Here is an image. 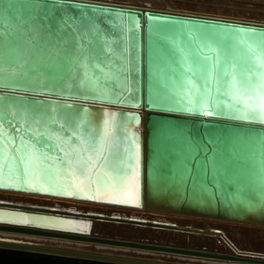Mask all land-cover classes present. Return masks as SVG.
<instances>
[{"label":"water","instance_id":"water-1","mask_svg":"<svg viewBox=\"0 0 264 264\" xmlns=\"http://www.w3.org/2000/svg\"><path fill=\"white\" fill-rule=\"evenodd\" d=\"M262 33L264 22L252 19L109 0H0V147L9 145L8 155L16 156L11 148L19 146L20 137L35 143L32 131L39 128L44 138L37 148L43 146L52 168L58 169L40 181L52 191L41 192L10 186L17 181L15 176L8 179L6 166L9 186L0 190L139 210L146 217L166 214L264 230V125L235 118L227 109L211 116L190 110L178 94L197 48L205 55H212L209 49L222 54L223 38L235 43ZM81 51L88 56L83 62L76 60ZM86 77L99 79L89 84ZM105 120L110 133L113 124L118 127L116 148H101ZM89 156L92 160L81 173L78 161ZM12 167H22L18 157ZM70 191L77 194H64ZM125 192L139 204L110 202L124 198ZM86 194L103 199L90 200ZM87 214L80 215L90 218L86 230L0 220V231L197 260L264 264L263 246L241 243L226 233L239 252L220 238L216 241L223 249L217 250L102 234L91 228L94 218L104 214ZM105 216L142 227L123 216ZM210 229L224 234L219 227ZM0 264L206 263L0 239Z\"/></svg>","mask_w":264,"mask_h":264},{"label":"snow or ice","instance_id":"snow-or-ice-1","mask_svg":"<svg viewBox=\"0 0 264 264\" xmlns=\"http://www.w3.org/2000/svg\"><path fill=\"white\" fill-rule=\"evenodd\" d=\"M211 39V37H209ZM212 55L203 54L202 50L197 48L192 56V64L186 68L185 79L179 85L180 102H187L190 110H203L204 115L211 116L219 110H229L235 118L243 119L250 123H259L264 125V33L251 38H240L235 43L231 38H223V53L213 52ZM200 52V55L196 53ZM88 59L87 53L81 51L76 57L77 61H85ZM81 66L80 64L77 65ZM99 68V65H96ZM93 79L97 77L87 78L86 82L91 84ZM85 82H81L84 86ZM51 123H57L51 120ZM37 125L41 121H35ZM109 121H104V135L101 138V148L107 145L110 148H116V136L118 127L113 124V131H108ZM33 139L26 140L24 136L20 137V144L11 148L16 156H9V145L5 144L0 147V187L9 186L5 184V167H8V179L15 176L16 183L10 185L13 187L28 186L34 190L41 192L52 191L51 188L44 187L40 183L41 179L47 180L53 169L49 163L50 157L45 155L43 146L37 148V144H41L44 133L37 128L32 131ZM4 138V132L0 130V141ZM138 147V146H137ZM63 151V148L60 149ZM84 151H88L87 148ZM66 156L68 153L65 154ZM79 155V154H77ZM95 155V152L93 153ZM18 157L19 164L22 167L13 168L12 161ZM92 156L87 160L80 159L78 161L79 171L83 173L88 163L91 162ZM69 170L75 173L76 169L69 162ZM79 188V185H77ZM64 194L76 195L77 192L70 191ZM88 199H103L101 195L92 196L86 194ZM128 192L124 193V198H112L110 202L121 204H139L137 198L133 201L129 198ZM2 217V214H0ZM37 219L31 220L24 216L14 221L15 223L29 224ZM66 225L76 226L75 221H56L43 226L64 227ZM79 227V226H78ZM82 230H86L83 226Z\"/></svg>","mask_w":264,"mask_h":264},{"label":"bare ground","instance_id":"bare-ground-1","mask_svg":"<svg viewBox=\"0 0 264 264\" xmlns=\"http://www.w3.org/2000/svg\"><path fill=\"white\" fill-rule=\"evenodd\" d=\"M109 1L131 3L125 0H109ZM131 4H134V3H131ZM136 5L143 6V7H148V6L152 7L151 3L149 2H144L143 4L136 3ZM161 9H165V8H161ZM167 10L218 15L214 13L202 12L199 10L191 11V10H185V9H169V8ZM225 17H232V16H225ZM235 18H240V17H235ZM255 21L264 22V20H256V19ZM3 194H16V195L20 194V196L17 195L15 197H10V196L6 197V195L4 196ZM40 197L53 200L56 202H62V204H48V203L35 199V198H40ZM2 209H19L24 212H34V213L47 214V215L67 216L66 219H61V220L55 219V218H46L43 220L37 219V222H33V223L50 224L56 221H71L70 218H74V219L80 220L78 222L75 221L76 226L66 225L63 228H79V229H82L83 226H86V229H87L88 224H89L87 220L90 219L88 218V216L81 217L80 215L84 213H88L87 215L92 216L93 213L94 214L100 213L104 215L96 216L94 219L100 220L102 222H98V223L92 222L91 231L93 230V228H96V229H105L108 231H112V230L122 231V232L128 231L134 234H143V235H148V236H153L155 234L158 236L162 235L165 238L188 240L185 242L190 241L196 245H201L203 243H206L208 245L214 244L215 241L220 238L222 242L226 243V245H229L228 247H230L236 252H239V250L233 246L230 240L226 237L225 233L229 234L230 236L234 235L233 238L235 237V240L241 243L243 242L242 240H246L244 242H248V243H252L251 240L260 241V242L264 241V240H259L260 236L262 235H259L257 233L253 234L250 232L245 233L241 231L240 228H238L236 225H233V224L215 225L219 223L210 222V220H207V219H198L196 221H192L193 219L187 218V217L166 215V214H155V213H147L148 217H146V215H142L141 211L139 210H131V209L128 210V209L104 206V205H99V204H90V203L71 201L68 199L55 198V197H50V196H41V195L26 194V193H20V192L4 191V190H0V214H2V217H0V220L16 221L24 216L28 217L30 220L34 218L33 216L25 215V213L17 214L15 212H7V211L5 212ZM112 214L116 216H121V217L123 216L127 218V221L129 224L140 225L142 227L141 228L128 227V225L120 224L119 220L121 218L105 216V215H112ZM35 218H41V217H35ZM94 219L91 218V221H93ZM113 220L119 223L114 224L113 222H110ZM148 222H151L153 224L151 225L153 226V228H157V227H161V228L163 227V228H168V229L171 228L174 230H182V232L180 231L174 232V231H166V230L160 231L156 229L151 230L150 229L151 227H147ZM217 227L222 229L224 231V234L222 231H219V230L213 231L214 229L213 230L210 229V228H217ZM188 230H194L197 234L195 235L188 234L187 233L189 232ZM202 232H206V234H202ZM0 239L17 240V241H23V242H33V243L47 244V245L48 244L65 245V246H71V247L80 248V249H84V248L91 249L94 251H98L102 253H110V254L136 255L139 257H155V258L162 257L164 259H168L172 261H181V262L182 261H189V262L198 261V262H203L206 264H238V263L220 262V261H212V260H197L195 258H184L181 256L157 254V253H152V252H147V251L131 250L127 248L111 247V246H105V245H97V244L88 245V244L74 243V242H69V241H63V240H57V239H51V238H43V237L31 236V235H26V234H18V233H12V232H5V231H0ZM254 245H259V244L257 243Z\"/></svg>","mask_w":264,"mask_h":264},{"label":"rangeland","instance_id":"rangeland-1","mask_svg":"<svg viewBox=\"0 0 264 264\" xmlns=\"http://www.w3.org/2000/svg\"><path fill=\"white\" fill-rule=\"evenodd\" d=\"M131 3H141L143 4L144 2H149L151 3L152 7L155 8H165V9H185V10H191V11H202L206 13H214L218 15H225V16H232V17H240V18H246V19H253V20H264V0H125ZM6 197H15L17 195L20 196V194H3ZM24 196V195H23ZM31 199V198H30ZM37 200H40L42 202L48 203V204H62V202H56L53 200H49L46 198H35ZM16 202V201H15ZM53 207V206H52ZM128 212V211H126ZM178 218V217H177ZM37 222V220L35 221ZM98 221L94 220L93 223ZM219 225V224H215ZM227 225V224H226ZM237 226V225H236ZM240 228L241 231L245 233H253V234H259L262 235L260 236L259 240H264V230H256V229H251L247 227H242V226H237ZM247 229V230H246ZM93 230L97 231L98 233L102 234H109V235H117L121 237H140V238H145L149 239L150 241L156 240V241H166V242H172L176 243L179 245H196L193 244L192 242H185L188 240H178L175 238H165L164 236L160 235H153V236H148V235H143V234H134L132 232H122V231H108L105 229H96L93 228ZM92 230V231H93ZM153 230V229H151ZM155 230V229H154ZM158 230V229H156ZM165 229H162L160 231H164ZM251 230V231H250ZM106 231V232H105ZM168 231V230H166ZM262 233V234H260ZM229 235V234H227ZM148 236V237H147ZM232 237L234 235H231ZM235 239V237H234ZM215 241V240H214ZM242 243L249 244L248 242H244L246 240H242ZM253 244H259L263 245L264 247V241H252ZM251 243V244H252ZM261 243V244H260ZM244 244V245H246ZM201 245H204L208 249H223V245L219 244L217 241H215L214 244H206L203 243ZM201 245H196V246H201ZM158 258V257H156Z\"/></svg>","mask_w":264,"mask_h":264}]
</instances>
